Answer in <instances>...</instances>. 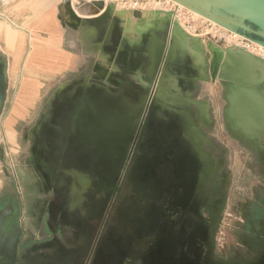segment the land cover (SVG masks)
Wrapping results in <instances>:
<instances>
[{
  "label": "flooded vegetation",
  "instance_id": "flooded-vegetation-1",
  "mask_svg": "<svg viewBox=\"0 0 264 264\" xmlns=\"http://www.w3.org/2000/svg\"><path fill=\"white\" fill-rule=\"evenodd\" d=\"M155 85L133 105L122 94L79 91L43 117L34 160L41 197L22 167L21 193L0 198V264H264V185L251 199L252 221L246 214L231 224L234 239L217 247L222 209L240 190L228 184L234 171L225 170L219 145L214 160L200 150L191 116L208 100L196 95L207 105H191L188 115L153 106ZM22 198L40 201L50 227L71 230L73 244L38 249L30 239L38 233L24 238L15 225Z\"/></svg>",
  "mask_w": 264,
  "mask_h": 264
},
{
  "label": "crops",
  "instance_id": "crops-1",
  "mask_svg": "<svg viewBox=\"0 0 264 264\" xmlns=\"http://www.w3.org/2000/svg\"><path fill=\"white\" fill-rule=\"evenodd\" d=\"M119 1L0 0V51L4 53L7 60L6 95L8 90H11L8 116L6 117L8 123L11 120L20 119L24 111L27 110L37 91L36 82L43 85L52 82L54 78H59L58 84H72L74 82L78 86L91 77L96 81H103L110 71L131 75L136 83L147 82L144 73L141 71L146 58L137 53L126 54L119 47L115 49L109 46L101 47L105 23L101 22L96 26L81 24L82 21L71 20L73 17L69 15L71 12L68 8H71L78 15V18L96 17L104 11L105 6L112 4L111 17L114 18L116 29L122 33L132 52L137 47L142 46L143 36L148 39L149 36L162 34L164 29L161 21L152 22L151 20L136 18L132 15V11L136 8H122V5L118 4ZM206 1L213 3L216 0ZM260 1L220 0L219 4L225 6L228 12L244 18L252 27L264 29V23L261 22V19L252 15V11L256 12L257 7L264 11V3H260ZM151 8L155 9L158 16H165L162 8L157 9L155 6ZM146 11L142 12L143 15ZM173 30L174 26H172L171 20L170 35ZM125 57L126 60H124ZM195 64L197 65V62ZM66 73H71L72 77L64 79ZM171 75L166 74L162 81L171 80L169 79ZM175 81L182 82L178 77L175 78ZM216 81H218L217 78ZM17 82L18 86L16 87ZM56 88L54 90L61 93L64 89H72L73 86L61 88V85H57ZM14 89L16 90L13 94ZM198 96L208 100L209 104L206 109L210 110L212 129L217 121L215 98L212 94H198ZM6 99L7 97H5ZM3 122L4 118L0 117V127H2ZM4 133L5 131L2 129L0 141L4 144V154L0 158V167L6 166L9 173L8 176L0 175V198L2 199L10 194V184L12 181L14 182L10 163L7 162L5 156L7 143H4ZM229 137L237 140L231 135ZM25 214L23 215L26 218ZM25 218L23 221L27 220ZM21 225L25 231L28 229L26 224L21 223ZM30 228L31 235L38 233L35 227L30 226Z\"/></svg>",
  "mask_w": 264,
  "mask_h": 264
},
{
  "label": "rangeland",
  "instance_id": "rangeland-1",
  "mask_svg": "<svg viewBox=\"0 0 264 264\" xmlns=\"http://www.w3.org/2000/svg\"><path fill=\"white\" fill-rule=\"evenodd\" d=\"M219 1L220 0H216L212 4L215 6H219ZM148 2H150V7L155 6L157 7V9L162 8V10L165 12L164 14L169 15L170 19L172 20V26H174V30L171 36L175 44H177L180 48L189 51L192 54L193 62L194 60L195 63L197 62L195 76H203L205 74L204 64L206 63L207 59V62H209L212 58L215 57L219 64L222 65L227 55L234 51L248 52L249 54H251L254 60L253 67L254 65L263 67L262 64H260V61L262 60H260L259 58H255L253 56V53L241 47L240 44H238L239 42L235 43L237 42V39L233 38L230 33L233 30H231L229 27L224 26L221 23L200 13L199 11L188 8L184 4L175 0H148ZM121 3L122 1L120 0L118 4L121 5ZM260 3H264V0H261ZM176 4L179 5L181 10L184 12L179 20L175 18L174 11H171L172 7ZM220 8L224 11H227L225 6L220 5ZM255 11L256 12L252 11V15L258 19H261V22L264 23V11L260 10L258 7ZM169 26L170 24L168 22V25H166L165 30H163L161 34L162 36L165 37L169 34ZM189 33L192 35H190ZM195 35L200 37V39L202 40L204 53H199L190 47L191 41L199 39L198 37H195ZM209 42L210 48L211 50H213V52H211L209 48ZM254 54L257 55L258 53L254 52ZM259 57L264 60V53L260 54ZM86 75H88V72H86ZM65 76L66 77L64 79H70V77H72V74L66 73ZM128 78L130 82L133 83V76H130ZM175 78L176 77L174 76V74H172L171 77H169V79L171 80L162 81V86L171 90H186V83L176 82ZM57 81H60V79L54 78L52 82L44 83L43 85L36 82L37 91L35 93V96L31 100V106H28L27 110L24 111L20 119H17L15 121L11 120L9 123L6 117L8 116L7 114L10 104L9 102L11 98L9 97L11 95L10 89L8 90V93L6 95L7 99L5 100L4 107L0 113V117L4 118L2 127H0V138H2L1 131L3 129L5 131L4 143H7L5 146V156L7 157V162L10 163V167L13 172L12 175L14 178V182L12 181L10 184L11 193H14V195L11 196L12 198L16 199L21 193L20 177L22 176V167H25L28 171L27 178L30 181L31 186L33 185L34 187L33 191L35 192V194H37V197H41V193L38 192V185H36V178L39 176L41 177L42 175L39 172L40 170L36 162H34L35 158H37L36 151L38 150L37 148L40 142L35 134L36 129L39 125V120L36 119L39 113L42 116L44 112L48 111V107L52 103L55 104L54 102H56L60 94L58 93V91L54 90L57 85H61V88L67 86H73L74 88V86H77L74 82H72V84H58ZM138 84L140 86H144L146 83ZM110 85L111 87H114V85ZM17 86L18 82L16 83V87ZM15 90L16 89H14L13 94L15 93ZM225 90V85L220 79H218V81H216L215 79L214 81L209 78L208 80L204 81H198V79H195L193 82V89L188 91L190 94H192V96H196L198 94H212L214 96L215 112L217 114H215V116L217 121L212 129L210 124L211 115L209 109H196V115L191 116L193 120L194 118H196V121L198 120L195 124L197 130L196 134L198 133V135L202 138L200 150L208 158L214 160L213 156H217L216 146L219 145V154L220 157L224 159L223 165L225 170H228V168L231 167V169L234 171L233 179L230 177L228 184L230 186L232 180L231 188L234 187L237 188V190H240V192H237L234 195V199L232 201H229V203L222 209L221 223L217 228V247H220L223 243H225L224 246L226 247L227 245H229V241L234 239L231 224L237 227L241 226L244 219L246 218V214L247 217L249 216L248 218H250L252 221L254 217L251 215L250 211H248L250 207H253L251 199L257 198L258 192H261L264 185V168H260V165L262 167V156H260L254 148L242 145V142H240L239 139L234 140L229 137V135H231L235 138H238L237 136L230 133L223 115V111L226 105ZM12 100L13 98L11 99V101ZM252 102L254 101L252 100ZM201 112L203 114V118L200 114ZM247 116V114H244V117ZM230 122L232 121L230 120ZM247 122L245 123L246 126ZM242 127L244 128V126ZM0 168V175L5 174V176H8V168L6 166H1ZM45 194L47 196H50V193ZM39 202L40 201L36 203L35 199L28 200L27 202H25V198L20 199L21 210L17 221L19 224L15 223V225L20 227L19 230H22V236L28 239L26 235H28L27 233H30L31 231L30 226H33L37 229L39 236L30 239L34 240L32 243L34 244V246L38 247V249H43L44 246L46 247L47 243L51 244L55 242H62L63 244H73L75 238L73 239L71 230L60 231L56 228H53V226L50 227L49 220L52 217L49 214H42V211L39 210ZM0 204L1 208L3 202ZM24 213H26V218L23 215ZM262 216L263 215L260 214L259 217L263 218L264 216ZM24 218L27 220L23 221ZM21 223L27 225L28 229H26V231L24 230V227L21 225ZM35 235L37 236V234ZM251 258H255V256ZM256 259L258 258H255L254 260Z\"/></svg>",
  "mask_w": 264,
  "mask_h": 264
},
{
  "label": "water",
  "instance_id": "water-1",
  "mask_svg": "<svg viewBox=\"0 0 264 264\" xmlns=\"http://www.w3.org/2000/svg\"><path fill=\"white\" fill-rule=\"evenodd\" d=\"M175 1L184 4L188 8L195 9L222 25L229 27L231 30L240 32L264 45V29L260 27H252L248 21L246 22V20H244V18L234 15L228 12V10L224 11L220 6H215L206 0ZM111 12L112 4H108L105 6V9L101 14L96 17L84 18L82 19L81 24H91L96 26L101 22H104L105 31L101 47L109 46L112 49L119 47L122 48L123 52L126 54L137 53L139 56L146 58V62L141 68V71L144 73V78L147 81L146 84L140 86L134 81L132 83L128 78L131 75L117 71H110L108 75L104 77L105 79L103 81H96L93 77L87 78L85 83H80L78 86L70 90L64 89L61 91L56 102H54L55 104L52 103L48 107V111L44 112L39 120V124L43 122V117L48 116L51 110H59L64 102L63 99L67 96L70 97L73 93L79 91L81 93H88L89 91L90 93L99 95L100 92L104 91L111 94L115 93L119 96L122 94L121 96L129 98V104L133 105L135 102V95V97L148 95L154 80L156 85L154 91L155 95L152 97L153 106L180 108L182 111L185 109V112L187 111L189 113L191 105H207L206 100L198 99L188 92L193 89L194 80H208L209 78L215 80L217 78L224 83L226 88V105L223 115L230 133L237 136V139L242 142V145L254 148L260 156L264 157V60L261 57L253 54L255 58L262 60L260 61V64H262L263 67L254 65V67H248L244 70H241V67L238 65H220L215 57V59L212 58L209 62H207V59L204 64L205 74L203 76H195L197 68L196 64L193 62L192 54L175 44L170 35V26L169 34L165 37L159 33L156 34V36H147L148 39L143 36L141 43L142 46L137 47L136 50H133L132 52L130 50L131 47L126 44L127 42L123 38L122 33L116 29V24L114 18L111 17ZM142 12L143 11L134 9L132 15L136 18L151 20L152 22L156 20L161 21L164 30L166 25H168V22L171 24L169 15L158 16L153 8L148 9L145 15H143ZM195 37L198 36L195 35ZM198 38V40L190 42V47L199 53H204L202 40L200 37ZM208 45L210 48V42ZM211 52H213V50H211ZM126 59L127 58L125 57L124 60ZM166 74H174L178 79H181L182 83H186L187 89L177 91L163 87L162 80ZM245 75L250 76L252 80H247ZM6 83L7 60L4 53L0 51L1 92L4 91ZM110 84L114 85V87H111ZM232 94H237V96L232 97ZM252 100L254 102H252ZM256 105H258L257 109ZM229 108L231 110L234 108L237 113L235 119L232 120L233 122H230L226 115ZM244 111L253 113L248 119L247 126L243 123L242 113H244ZM242 126H244V128ZM38 147H40V142ZM246 261L248 263L252 260L248 258Z\"/></svg>",
  "mask_w": 264,
  "mask_h": 264
},
{
  "label": "built area",
  "instance_id": "built-area-1",
  "mask_svg": "<svg viewBox=\"0 0 264 264\" xmlns=\"http://www.w3.org/2000/svg\"><path fill=\"white\" fill-rule=\"evenodd\" d=\"M122 3V7H126V8H136L140 11H145L148 9H151V7L149 6L150 2H148V0H121ZM174 11V16L176 19L179 20V18L184 14V12L181 10V8L179 7V5H174L172 7V9ZM231 35L233 36L234 39H237V42L240 44L241 47L245 48L247 51L251 52L254 54L258 53L257 55L260 56V54L264 53V45L256 40H253L247 36H245L244 34L237 32V31H232L230 32Z\"/></svg>",
  "mask_w": 264,
  "mask_h": 264
},
{
  "label": "bare ground",
  "instance_id": "bare-ground-1",
  "mask_svg": "<svg viewBox=\"0 0 264 264\" xmlns=\"http://www.w3.org/2000/svg\"><path fill=\"white\" fill-rule=\"evenodd\" d=\"M68 10H69V12H71V13H69V15L73 17V19H71V20H74V19L76 20L77 19V20L82 21V19H84V18H78V15L71 8H68ZM253 63H254V60H253L251 54H249L246 51H243V52H238V51L231 52V53H229L227 55L226 59L223 62V64L238 65V66L241 67V70H244V69H246L248 67H253ZM245 78L247 80H249V81L252 80L250 78V76H247V75H245ZM236 96H237V94H232V97H236ZM257 108H258V105H256V109ZM244 114H247L248 116L244 117ZM252 114H253L252 112H247V111H244V113H242L243 121H244L243 123L244 124L248 121V119L250 118V115H252ZM236 115H237V113H236V110L234 108L232 110L230 108L227 110V116H228L229 120H231V121L234 120Z\"/></svg>",
  "mask_w": 264,
  "mask_h": 264
}]
</instances>
